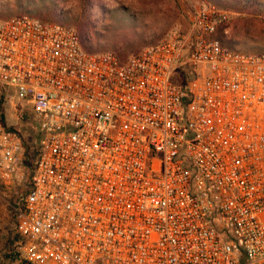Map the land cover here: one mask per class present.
Wrapping results in <instances>:
<instances>
[{"label": "built area", "instance_id": "built-area-1", "mask_svg": "<svg viewBox=\"0 0 264 264\" xmlns=\"http://www.w3.org/2000/svg\"><path fill=\"white\" fill-rule=\"evenodd\" d=\"M226 14L194 7L125 60L0 16V187L28 180L24 264H264V52L223 44Z\"/></svg>", "mask_w": 264, "mask_h": 264}, {"label": "rangeland", "instance_id": "rangeland-1", "mask_svg": "<svg viewBox=\"0 0 264 264\" xmlns=\"http://www.w3.org/2000/svg\"><path fill=\"white\" fill-rule=\"evenodd\" d=\"M53 1L37 0L40 5ZM57 1L59 9L69 13L67 25L73 26L76 30L77 22L85 17L87 11L91 13V18L95 23L93 29L100 41L101 49L98 52L113 51L117 54L113 44L122 45L123 40H130L131 48L120 53L126 55V58L143 47L157 42L171 28H184L194 7L211 3L207 0ZM262 2L264 3V0ZM16 3L17 0H0V16L21 14L18 12ZM217 6L227 13V20L218 31V37L223 44L229 48V44H236L237 48L232 49L246 53H263L264 9L262 14L252 15L232 2L220 3ZM39 11L41 16L47 15L42 6ZM37 18L44 20L43 17ZM243 43L245 49L250 51L241 48ZM22 111L21 106L16 110L7 109L5 118L12 127L22 132L25 146L24 159L28 161L27 168L30 173L31 163L36 156V135L32 130L28 115ZM17 115L19 116L16 118ZM27 188L28 180L20 185L0 187V264H24L16 239L18 237L16 218L20 197Z\"/></svg>", "mask_w": 264, "mask_h": 264}, {"label": "trees", "instance_id": "trees-1", "mask_svg": "<svg viewBox=\"0 0 264 264\" xmlns=\"http://www.w3.org/2000/svg\"><path fill=\"white\" fill-rule=\"evenodd\" d=\"M214 4L220 3H228L232 2L234 5H238L241 9L246 10L252 15H259L262 14L264 9V3L262 0H207ZM18 12L19 13H27L35 17H43L44 20H52L57 21L63 24H68V11H61L59 8V3L57 0H54L52 3L41 4L37 2V0H17ZM44 8L47 12L46 16H41V12L39 8ZM95 26L94 19L91 18V13L87 11L85 17L82 20L77 22L76 28L79 34L80 42L82 46L87 49L88 51H96L98 52L100 48V41L98 39V35L93 29ZM132 42L130 40H123L122 45L118 43L113 44V48L117 50V55L121 60L126 59V55L120 54L123 50L127 48H131ZM230 48H237L236 44H229ZM239 48V47H238ZM243 50L250 51L245 49V44L243 43L242 47ZM240 48V49H241ZM36 154V151H35ZM35 156V155H34ZM25 163L27 164L28 161L24 159ZM19 239V236L16 237Z\"/></svg>", "mask_w": 264, "mask_h": 264}]
</instances>
